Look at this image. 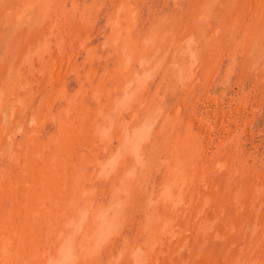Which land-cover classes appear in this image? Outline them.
Listing matches in <instances>:
<instances>
[{
	"label": "rangeland",
	"instance_id": "1",
	"mask_svg": "<svg viewBox=\"0 0 264 264\" xmlns=\"http://www.w3.org/2000/svg\"><path fill=\"white\" fill-rule=\"evenodd\" d=\"M8 1L11 0H0V90L3 89L2 91L6 93L5 95H9V93L12 95L14 91L21 92L23 98L17 103L18 106L15 108L14 114L17 116L21 110L23 113L18 119L15 118L16 116L13 114L14 120L16 119L14 122V125L15 123L16 125L13 129L17 130L18 126L22 127V130L14 135L15 139L12 138L13 141H11L13 143L9 141V139H6L2 145L0 141V144L2 145V147H0V203H3L0 204V210L2 211V213H0V223L2 224L5 222L8 228L5 233H2V229H0V241L2 242L3 239H7L8 237L12 238L13 240L10 239V242L13 243L9 247L13 249H11L12 252H14L13 254L15 255L19 253L18 255H20L23 251V253L26 252L29 256L31 250L33 251L34 246H36L37 241H40L39 245H45L48 244L46 240L49 236L53 240L57 239L54 234L56 233L57 228L64 229L66 216L67 214L69 215V212H66V215H63L61 223L56 224L53 220L51 221L52 226L49 227L53 228L52 231L54 233L52 232L49 234L44 231L46 228L45 226H47L48 223V217L40 212L42 207L39 202L42 200L39 196H36L37 194L40 195V193L41 195L47 194L45 191L48 189H45V184L53 182L55 179L56 182L62 184V187H59L58 189V186H54L56 187L54 189L64 190L65 192L63 194L67 193L69 195V193H71V191H69L70 187H75L77 190L80 189L82 194L83 192L86 193L85 196H82L83 198L80 196V200L82 199V207H86L91 201V203L94 202L93 204L96 208L99 206L106 208L114 203L117 198H122L121 200L123 201V205L127 207L123 212V214L126 213V219H121L120 216L122 214L117 218L119 224V227L117 228L119 232L118 234L116 232L115 242L109 243V245L107 244L109 249L106 247V249H104L106 251H104L100 258H98V256L94 259L92 258V261L94 262L93 264H118V262H120V264H148L149 260L146 256L142 257L139 262H136L138 256L131 255L130 253L134 250V248H132L133 246H136V250H134V252L140 248L143 250L147 248L149 244L147 240L156 228L159 229L160 233L166 232L169 237L182 233L180 228L181 223L174 217L173 210H169V206L167 207L168 204L163 203L164 201L161 200H167V197L159 195L163 192V183L166 182L165 178L167 177V174H169V168H171V166L174 167V163L178 161V168L180 171L177 174L178 176L181 174V176L177 179L179 182V186L177 188L178 194L183 190L182 185L184 182L186 184L190 183V185L193 186L190 187L192 192L196 191L195 187L197 189L202 188L204 190L202 191L203 197L205 201L208 199L207 203L211 204L210 209H212V211H208V215L212 216L210 218H205L206 220L209 219V221L206 222L204 219L206 223L202 221L203 218L200 219L202 216V209H200L199 223H197V225L188 222H185L184 224H190L193 226L201 224L202 228L204 226H208L207 229L210 230L208 225L209 222H213L219 217V215L222 214V217L220 216V219L217 221L218 224L215 223L217 226L212 228L213 230L209 232L210 236L208 240L211 242L209 243L208 251L205 249L203 250L205 247L202 242H193V247H195L192 248L191 251H204L203 254L205 257L201 255L203 258L191 263L264 264V189H262L264 188V10L262 11L259 5H255L257 8L255 7L254 10H257L258 12L260 11L261 14L258 15L257 11L253 13L250 10L243 8L246 6L243 0H52L53 4H50L52 6L48 5V3H46L47 1L43 2L46 10H44V14L39 15V12L41 11H31V9L28 11L34 2L32 0L31 5H29L31 3V1L29 3V0H19L18 4H16L19 9H15L13 13L11 12L12 14L9 13V6L5 7V4ZM228 3L236 6V10L233 5L230 6ZM204 5L206 7L201 8V6L204 7ZM32 6H34V4ZM238 9L239 11H237ZM249 12L252 14H248ZM26 16L28 19H26ZM259 19H261L262 22L257 24V20ZM51 22L53 23L51 24ZM249 25H251V27ZM46 30H51L53 37H55L53 41L50 40V43L48 44L45 40L47 33ZM176 40H178V42ZM189 41L192 43L194 42L192 46H195L197 49L196 53L199 56L198 59H196L197 62L194 58L192 59L188 56L189 52L188 54H183L184 60L183 58L182 60H178V57L174 55V53L178 52L179 48H182V46L184 49L186 46L188 48L190 46ZM52 42L55 43L54 46ZM42 43L48 45L47 54L52 51L50 54H53V58L47 59V54H43L44 52L42 49H44V46H42ZM37 50H40L41 53H38ZM33 55H37L35 59ZM40 55L43 57L42 62L37 63L36 59H38V57L40 58ZM27 56L31 58L33 57L32 60H26ZM121 56L127 58L126 63L121 62ZM177 60L179 61L178 63ZM193 60L195 62H193ZM44 61H46V63ZM122 66H124V68H122ZM187 67H189V73L186 72L185 75L183 69H186ZM18 68H21V71L23 70L25 72V76L13 73V71ZM179 68H181V70ZM42 69H46L48 73L46 71H41ZM145 70H149V82H147L146 87H143L138 91V93L142 95L135 97L137 90L133 85L136 84L137 81L134 83L133 78L136 77L137 74L143 75L142 73L145 72ZM51 71L53 73H51ZM181 72H183V74H181ZM167 73L168 75H166ZM170 73H172L171 76ZM40 76L44 77L42 78ZM51 77L55 79H52ZM86 79L88 80L86 81ZM130 80L133 81L132 84ZM26 81L29 86L27 85L24 88ZM46 88L48 89L46 90ZM57 90L59 91L57 92ZM126 93H133L135 96L130 99V101H133L129 103L130 107L128 106V108L123 109L121 112L123 114H121L120 111H117L119 110V107L117 106V108L115 103L118 99L120 100V98H123ZM113 94L115 96H112ZM46 99L47 101L49 99V102L53 101V103L48 102L50 105H48V103L46 104ZM138 101L142 104L139 105ZM72 102L74 104H72ZM149 102L150 104H148ZM42 103L44 104L42 105ZM100 107L103 110H101ZM115 109L117 110L115 111ZM52 111L54 113H52ZM115 112H118L117 115ZM148 113H153L154 115L153 119L150 121L154 130L150 135L149 140L151 142H144L146 145L142 143V151L145 153L144 157L146 158L145 162L150 164L146 167L150 169L145 168V171L141 173L142 177L140 176L144 180L147 179L146 182L141 184L139 180L136 183H133L135 182V179L128 176L124 169H119L121 172L118 173H120L121 176L114 178L116 180H114L115 185L112 181L106 180L108 179L107 177L104 178L102 176H98L101 171H97L95 168H98L100 163H105L103 165L106 166L108 161L111 162L112 160H109L108 156H110V159H113L112 163L116 162L118 166L121 165L120 162L123 159V157L121 158V152H123L121 143L126 131L124 130L125 126L131 125L134 129L138 126H143L145 124L144 122L147 120ZM64 114L67 117H64ZM48 115L50 116L48 117ZM177 115L179 119L177 118ZM165 116L168 117V119H166ZM216 116L219 117L217 118ZM144 117H146V119ZM112 118L114 121H111ZM32 119L33 121H31ZM192 119V122H196L195 124L191 122ZM195 119H197V121ZM94 120H96L97 125H94ZM57 125L60 126L57 127ZM82 125L83 130H81ZM93 125L94 128L90 127ZM96 126H104L102 128L109 132V134L103 138V142H101L102 140L100 139V136L96 134ZM35 128L37 129L36 131L34 130ZM163 128H166V130ZM115 130L121 135H117ZM166 131L167 133H165ZM25 132L29 133V135ZM171 132L174 133L172 134ZM95 134L97 136H95ZM165 134H167V136ZM26 135L27 137H32L30 143L26 140ZM41 135L43 138L40 139ZM71 135L74 136L71 137ZM178 135H180L179 137L182 139L178 138ZM121 136L122 140L120 138ZM106 139L111 142L106 141ZM34 141H36V145L34 144ZM98 142H101V144ZM40 143L43 145H40ZM147 144H149V146ZM36 148H38V150L39 148H42L40 151H44V154L42 152L40 155H36L37 159L32 161ZM90 149L91 151H89ZM57 151L60 154H58ZM154 151H158V154L156 153L158 156L162 153L160 155L162 157L159 156L161 161L158 159L159 157ZM176 152L178 156L181 153L180 155L182 156V159L180 156V158H178ZM87 153L89 157L87 156ZM130 155L131 154L128 153L126 154V157H129L128 161H131L129 164L133 162V158H131L132 155ZM174 155L176 158H173L175 157ZM21 156H23L22 159H19ZM28 157L30 159H28ZM116 157L118 158V161L115 160ZM70 158L73 161H71ZM100 159H102V161ZM155 159L159 161H156ZM44 160L46 162H44ZM171 160H173L174 163ZM241 163L243 165H241ZM69 166L70 175H66L65 171H67ZM120 167L122 168V165ZM87 168L89 169L90 174L88 170H86ZM59 169H61V172H59L58 175L59 177H54L56 174L55 172ZM77 169L79 171H77ZM158 169L160 170L158 171ZM8 172L9 174H7ZM17 172L19 173L17 174ZM128 172H130V170ZM95 174L98 175L96 176ZM246 177L250 178L251 181L254 180L258 182L259 190H257V192H259H255L253 198L249 199V203H247L249 206L247 209L248 211H242V213L244 212L242 214L236 211L240 209V205L244 202V200L238 199V203L233 199H235V193H238L240 188H242V183L244 184L243 190L245 191L247 187L245 181L246 179L243 178ZM24 178L26 180H24ZM21 179L23 180L21 181ZM125 180H127L126 182H131L124 183ZM204 181L209 182V184L206 182L204 187L200 186ZM78 182H81L80 185ZM2 183L3 185L7 183V185L3 186ZM26 183L27 186L25 185ZM66 183L70 187L66 185ZM248 183L250 184V182ZM253 183L255 184V182ZM77 184L79 186H77ZM105 184L107 185L105 186ZM81 186L82 188H78ZM114 186L115 189L120 186L119 188L121 190L123 189V191H115ZM123 186L126 187V191ZM4 188L6 191H10L6 192ZM21 188L22 191L20 190ZM27 189L28 193L26 192V194L25 191H27ZM86 189L89 190L87 191ZM12 192L13 194H11ZM109 192H112L113 195ZM119 195H121V197ZM205 196H207V198ZM30 197L32 199L34 198L36 201H38L39 198L37 205L35 204L36 201H32ZM152 197H154V202L153 200L151 202L149 200ZM213 198L215 201H213ZM24 199L26 203L24 202ZM129 200L131 201L130 203ZM100 201L103 202L101 203L102 205L100 204ZM155 202H158V204L162 206V209L159 207V210H161H158V212L154 211V206L157 204H155ZM83 203L86 205H83ZM106 204H108V206H104ZM232 204L236 207L234 211L231 208ZM30 205H32V207ZM151 205H153L152 210L149 207ZM259 205L261 207H259ZM212 206L216 209L211 208ZM23 208L25 211L22 210ZM36 209L39 210V215L36 213ZM163 209L165 210L163 211ZM34 213L39 217L34 220L30 219L32 220L33 230L28 233H23L24 231L19 228V232L14 233V225L22 226L26 220L25 218L31 217ZM256 213L258 215H256ZM155 214L157 215L155 216ZM238 214L239 216H237ZM217 215L218 217H216ZM23 216L24 218H22ZM167 216L170 218L169 221L172 220L173 223L172 221L165 223L164 221L157 219L159 217L166 218ZM133 219L135 221H133ZM156 222L157 224H155ZM167 224L171 226H168ZM162 225L166 226L163 227ZM173 226L175 229L171 228ZM41 227L44 229L39 230L42 229ZM199 227L200 225L198 228ZM165 229L167 231H165ZM200 231V234L207 232L204 229H201ZM19 233L20 236L18 235ZM251 234L253 237H251ZM37 235H39V238ZM189 237L194 238L199 236L197 234H194L193 236L192 234H188V238ZM220 237L222 238L221 240L219 239ZM52 239H50V243L53 242ZM124 240L127 242H123ZM149 242L151 243V241ZM113 244H115L113 248L114 252L112 251ZM28 245H30V248L26 247ZM77 246L79 247L80 244H77ZM118 253L119 255H117ZM196 253L199 252L197 251ZM196 258L197 257H195V259ZM183 259L184 258L181 257L179 261L181 262ZM128 260L132 262L128 263ZM165 260L166 262L168 261L167 258H165ZM180 262H177L176 264H179Z\"/></svg>",
	"mask_w": 264,
	"mask_h": 264
},
{
	"label": "bare ground",
	"instance_id": "2",
	"mask_svg": "<svg viewBox=\"0 0 264 264\" xmlns=\"http://www.w3.org/2000/svg\"><path fill=\"white\" fill-rule=\"evenodd\" d=\"M30 1L31 0H29V3H30ZM32 1H34L33 2V4H34V6H32L33 4H32ZM31 1V3L29 4V5H31V7L28 9V11L31 9V11L32 10H34V11H41V12H39V15L40 14H44V10H46L45 9V6H44V3L43 2H46V3H48V5H50L51 3H52V0H43V1H41V0H32ZM198 1V0H197ZM201 1V0H200ZM244 2H245V4H246V6L245 7H243V8H246V9H248V10H250L251 12H256L257 10H254L255 9V5H259L260 7H261V9H262V11L264 10V0H243ZM2 2V1H1ZM18 2H19V0H11V1H8L6 4H5V7H7V6H9L8 7V9H9V13H13L14 11H15V9H19V7H17V5L16 4H18ZM21 2V1H20ZM27 2V1H26ZM194 2V1H193ZM205 3V2H204ZM214 3V2H213ZM2 4V3H1ZM20 4V3H19ZM53 4V3H52ZM200 4V3H199ZM47 5V6H48ZM192 5V4H191ZM227 5V4H226ZM228 5H230V6H232L233 4H229L228 3ZM227 5V6H228ZM27 6V5H26ZM50 6H52V5H50ZM123 6V5H122ZM21 7V6H20ZM28 7V6H27ZM121 7V6H120ZM206 6L204 5V7H202L201 6V8H205ZM233 7H234V9L236 10V6H234L233 5ZM4 8V7H3ZM33 8V9H32ZM257 8V7H256ZM21 9V8H20ZM50 9H52V8H50ZM120 9H122V8H120ZM209 9H210V7H209ZM232 9V8H231ZM6 10V9H5ZM25 10V9H24ZM123 10V9H122ZM202 10V9H201ZM205 11H206V9H205ZM237 11H239V9L237 10ZM21 12V11H20ZM50 12V11H49ZM245 12V11H244ZM11 13V14H12ZM26 13V12H25ZM247 13V12H246ZM257 13H258V15L259 14H261V12L259 11H257ZM24 14V13H23ZM48 14V13H47ZM238 14V13H237ZM248 14H250V12L248 13ZM252 14V13H251ZM250 14V15H251ZM256 14V13H255ZM9 15V14H8ZM24 15H26V14H24ZM27 15H28V13H27ZM31 15V14H30ZM29 15V16H30ZM238 15H240V14H238ZM242 15H243V11H242ZM263 15H264V13H263ZM262 15V16H263ZM49 16V15H48ZM117 17V16H116ZM261 17V16H260ZM264 17V16H263ZM118 18V17H117ZM26 19H28L27 18V16H26ZM189 19V18H188ZM187 19V20H188ZM42 20V19H41ZM43 20H44V18H43ZM60 20V19H59ZM264 20V19H263ZM13 21V20H12ZM23 21V20H22ZM37 21V20H36ZM39 21V20H38ZM55 21V20H54ZM248 21V20H247ZM258 21V23L257 24H259V23H261L262 21H261V19H259V20H257ZM29 22V21H28ZM27 22V23H28ZM42 22V21H41ZM186 22V21H185ZM23 23V22H22ZM30 23V22H29ZM32 23V22H31ZM53 22H51V24H52ZM184 23V22H183ZM251 23H253V22H251ZM18 24V23H17ZM26 24V23H25ZM43 24H45V23H43ZM249 24V23H248ZM263 24V23H262ZM261 24V25H262ZM54 25H55V23H54ZM189 25V24H188ZM252 25V24H251ZM251 25H249L250 27H251ZM254 25V24H253ZM48 26V25H47ZM49 27V26H48ZM50 27H52V26H50ZM57 27V26H56ZM120 27V26H119ZM240 27V26H239ZM28 28V27H27ZM249 28V27H248ZM46 29V28H45ZM49 29V28H48ZM47 29V30H48ZM53 29V28H52ZM46 30V38H45V40H46V43L48 44V43H50V40H52L53 41V39L55 38V37H53V33H51V30L50 31H47ZM58 30V29H57ZM174 30V29H173ZM55 32V31H54ZM59 32V31H58ZM172 32V31H171ZM254 35H255V33H254ZM61 36V35H60ZM178 36V35H177ZM63 37V36H62ZM118 37V36H117ZM255 37H256V35H255ZM177 38V37H176ZM191 38V37H190ZM251 38V37H250ZM189 39V38H188ZM192 39V38H191ZM191 39H190V41H191ZM167 40V39H166ZM179 40V39H178ZM178 40H176L177 42H178ZM180 41V40H179ZM189 41V44H190V46L187 48V46H186V48L184 49V47L182 46V48H179V53L178 52H176V53H174V55L176 56V57H178V60H182V58H183V54L185 55V54H188V52H189V54H188V56H190L192 59L194 58V60L196 61V59H198V54L196 53L197 52V49H196V47L195 46H192L193 45V43L192 42H190ZM181 42V41H180ZM53 43V42H52ZM47 44H43L42 43V46H44V49H42V51L44 52L43 54H47L48 53V45ZM54 44L55 43H53V46H54ZM124 45V44H123ZM122 45V46H123ZM179 45H182V44H179ZM196 45V44H195ZM52 46V45H51ZM58 46V45H57ZM41 47V46H40ZM29 48V47H28ZM42 48V47H41ZM54 48V47H53ZM55 50V49H54ZM189 50V51H188ZM35 51V50H34ZM187 51V52H186ZM26 52V51H25ZM37 52L38 53H41L40 52V50L38 51L37 50ZM52 51H50V53H51ZM56 52V51H55ZM47 54V59L48 58H53L52 57V55L53 54ZM104 53V52H103ZM182 53V54H181ZM122 54V53H121ZM125 54V53H124ZM39 55V54H38ZM178 55V56H177ZM15 56V55H14ZM34 56V59H35V57L37 56V55H33ZM71 57V56H70ZM122 57V56H121ZM120 57V58H121ZM190 57H189V59H190ZM33 58V57H32ZM32 58L31 57H29V56H27L26 57V60H29V61H31L32 60ZM56 58H59V57H56ZM6 59H8V58H6ZM13 59V58H12ZM42 59H43V57L40 55V58L38 57V59H36V62L37 63H39V62H42ZM127 58L126 57H122L121 58V62H123V63H126L127 62V60H126ZM18 60V59H17ZM46 60V59H45ZM177 60V63L179 62ZM183 60H184V58H183ZM193 60V62H195ZM176 61V60H175ZM9 62V61H8ZM16 62V61H15ZM45 63H46V61H44ZM197 62V61H196ZM180 64V63H179ZM125 65V64H124ZM190 65V64H189ZM188 65V66H189ZM26 66V65H25ZM35 67V66H34ZM39 67V66H38ZM148 67V66H147ZM22 68H23V66H22ZM43 68V67H42ZM48 68V67H47ZM122 68H124V66H122ZM34 69H36V68H34ZM49 69H52V68H49ZM127 69V68H126ZM150 69V68H149ZM152 69V68H151ZM180 70H181V68H179ZM14 70V69H13ZM57 70V69H56ZM74 70V69H73ZM184 70V73H185V75H186V72H188V70H189V67H187L186 69H183ZM192 70V69H191ZM17 71V72H16ZM23 71V70H22ZM21 71V68L19 69H17V70H14L13 71V73L14 74H21L22 76L24 75L25 76V72L23 71L22 72ZM41 71H46V69L44 70V69H42ZM120 71V70H119ZM171 71V70H170ZM12 72V71H11ZM27 72V71H26ZM47 72V71H46ZM88 72V71H87ZM127 72V71H126ZM148 72H149V70H145V72H143L142 74L143 75H139V74H137V76L136 77H134L133 78V81H134V83H135V81H137V83L136 84H134L133 86H135V89L137 90V92H136V96L132 93V94H128V93H126V95H124V97L123 98H120V100L118 99L117 101H116V107L119 109V110H117V109H115V111L117 110V111H120V113L122 112V110L123 109H126V108H128V106L130 105L129 103L132 101H130V99L132 98V97H139V93H138V91L140 90V89H142L143 87H146V84H147V82H149V79H150V75L148 74ZM38 73V72H37ZM48 73V72H47ZM51 73H53L52 71H51ZM139 73V72H138ZM189 73V72H188ZM187 73V74H188ZM27 74V73H26ZM46 74V73H45ZM76 74V73H75ZM171 74L172 73H170V76H171ZM181 74H183V72H181ZM180 74V75H181ZM20 75V76H21ZM78 75V74H77ZM117 75V74H116ZM166 75H168V73L166 74ZM178 75V74H177ZM193 75V74H192ZM15 76V75H14ZM76 76V75H75ZM188 76H189V74H188ZM187 76V77H188ZM8 77V76H7ZM40 77H42V76H40ZM44 77V76H43ZM42 77V78H43ZM49 77V76H48ZM89 77H90V75H89ZM123 77V76H122ZM192 77V76H191ZM26 78V77H25ZM52 79H55V78H53V77H51ZM87 78V77H86ZM127 78V77H126ZM179 78V77H178ZM184 78V77H183ZM23 79V78H22ZM179 79H181V78H179ZM178 79V80H179ZM187 79V78H186ZM49 80V79H48ZM61 80V79H60ZM59 80V81H60ZM88 79H86V81H87ZM126 80V79H125ZM184 80V79H183ZM37 81V80H36ZM54 81V80H53ZM64 81V80H63ZM91 81V80H90ZM131 81V80H130ZM133 81H131V84H132V82ZM171 81V80H170ZM177 81V80H176ZM9 82H10V80H9ZM19 82V81H18ZM42 82V81H41ZM50 82V81H49ZM4 83H5V81H4ZM59 83V82H58ZM91 83V82H90ZM191 83H193V82H191ZM6 85H8V84H6ZM25 86H24V88L28 85L27 84V81H26V84H24ZM59 85V84H58ZM114 85V84H113ZM124 85H126V84H124ZM29 86V85H28ZM44 86V85H43ZM132 86V87H133ZM14 87V86H13ZM50 87H51V85H50ZM126 87V86H125ZM129 87V86H128ZM127 87V88H128ZM2 88V87H1ZM4 88V87H3ZM23 88V87H22ZM23 88V89H24ZM49 88V87H48ZM48 88H46V90L48 89ZM63 88V87H62ZM134 88V87H133ZM65 89V88H64ZM150 89V88H149ZM3 90V89H2ZM2 90H0V91H2ZM35 90V89H34ZM93 90V89H92ZM113 90V89H112ZM132 90V89H131ZM134 90V89H133ZM135 90V91H136ZM25 91V90H24ZM23 91V92H24ZM59 90H57V92H58ZM111 91V90H110ZM113 91H115V90H113ZM29 92V91H28ZM54 92V91H53ZM64 92V91H63ZM102 92V91H101ZM9 93V92H8ZM68 93V92H67ZM112 93V92H111ZM110 93V94H111ZM120 93V92H119ZM130 93V92H129ZM159 93V92H158ZM6 93L5 92H0V141H1V144L3 145V142L6 140V139H9V141H13V139H15L14 138V135H16L20 130H22V127L21 126H18V128H17V130H14L13 128L15 127V125H16V123H15V125H14V122H15V120H14V111H15V108L18 106L17 105V103L18 102H20L21 100H22V94H21V92H18V91H14L13 92V94L12 95H10V93H9V95H5ZM32 94V93H31ZM35 94H37V93H35ZM59 94V93H58ZM64 94H66V93H64ZM64 94H63V97H64ZM95 94V93H94ZM121 94V93H120ZM119 94V95H120ZM152 94V93H151ZM30 95V94H29ZM142 95V94H141ZM140 95V96H141ZM206 95V94H205ZM33 96V95H32ZM50 96H52V95H50ZM55 96V95H54ZM95 96V95H94ZM112 96H115L114 94L112 95ZM53 97V96H52ZM56 97V96H55ZM54 97V98H55ZM104 97V96H103ZM147 97V96H146ZM65 98H66V96H65ZM64 98V99H65ZM165 98V97H164ZM42 99V98H41ZM63 99V98H62ZM70 99V98H69ZM93 99V98H92ZM106 99V98H105ZM109 99V98H108ZM113 99V98H112ZM20 100V101H19ZM43 100V99H42ZM50 100H53V99H50ZM67 100V99H66ZM65 100V101H66ZM73 100V99H72ZM75 100V99H74ZM103 100V99H102ZM46 101H47V99H46ZM107 101V100H106ZM147 101V100H146ZM149 101V100H148ZM257 101V100H256ZM16 102V103H15ZM44 102V101H43ZM49 102V99H48V101L46 102V104ZM76 102V101H75ZM100 102V101H99ZM108 102H110V101H108ZM112 102V101H111ZM133 102V101H132ZM14 103H15V105H14ZM49 103H53V101L52 102H49ZM48 103V105H50ZM138 103H139V105H141L142 103L140 102V101H138ZM44 103H42V105H43ZM72 104H74L73 102H72ZM71 104V105H72ZM76 104V103H75ZM85 104V103H84ZM103 104H105V103H103ZM148 104H150V102L148 103ZM106 105V104H105ZM21 107H23V106H21ZM51 107V106H50ZM49 107V108H50ZM89 107V106H88ZM88 107H86V108H88ZM130 107V106H129ZM149 107V106H148ZM148 107H146V108H148ZM27 108V107H26ZM69 108V107H68ZM80 108V107H79ZM78 108V109H79ZM132 108V107H131ZM19 109V108H18ZM17 109V110H18ZM45 109V108H44ZM77 109V108H76ZM100 109H101V107H100ZM108 109H109V106H108ZM158 109V108H157ZM39 110V109H38ZM84 110V109H83ZM101 110H103V109H101ZM149 110V109H148ZM151 110V109H150ZM215 110V109H214ZM218 110V109H217ZM216 110V111H217ZM92 111V110H91ZM108 111V110H107ZM110 111V110H109ZM114 111V110H113ZM159 111V110H158ZM199 111V110H198ZM80 112V111H79ZM105 112V111H104ZM144 112V111H143ZM168 112V111H167ZM172 112V111H171ZM22 113H23V111L21 110L20 111V113H18V117L16 116L15 118H19L20 116H22ZM52 113H54L53 111H52ZM106 113V112H105ZM116 113V112H115ZM118 113V112H117ZM117 113H116V115H117ZM119 113V114H120ZM219 113V112H218ZM14 114V115H13ZM46 114V113H45ZM72 114V113H71ZM121 114H123V113H121ZM135 114V113H134ZM174 114V113H173ZM215 114V113H214ZM217 114V113H216ZM69 115V114H68ZM112 115V114H111ZM115 115V114H114ZM170 115V114H169ZM179 115V114H178ZM178 115H177V118H178ZM220 115V114H219ZM7 116V117H6ZM23 116H24V114H23ZM50 115H48V117H49ZM57 116V115H56ZM66 115L64 114V117H65ZM84 116V115H83ZM82 116V117H83ZM119 116V115H118ZM146 116V115H145ZM153 113H148V117H147V120L144 122L145 124L143 125V126H138V127H136V129H134V127H132L131 125H129V126H125V128H124V130H126L125 131V133H124V137H123V140H122V136H123V134H122V136L120 137L121 138V140H122V143H121V145H122V147H123V152H121L122 154H121V158L123 157V159H122V161L120 162V164L122 165V168L120 167L121 165H117V163L116 162H113L112 163V161H113V159H110V156H108L109 157V160H112L111 162L110 161H108V165L106 164V166H104L103 164H105V163H100V166L98 167V168H95V170H99V171H101L100 173H99V175L98 176H102V177H104V178H108V179H106V180H108V181H112V183L115 185V182H114V178H118V177H120L121 176V174L120 173H118V172H121L119 169H124V171L127 173V175L128 176H131L133 179H135V182H133V183H136L137 181H139L140 180V182H141V184H143L144 182H146V180H144V179H142L141 177V173L142 172H144L145 171V168L146 167H148L150 164L149 163H147V162H145L146 160V158L144 157V152L142 151V143L143 144H145V143H148V142H151L149 139H150V135L152 134V132H153V125L151 124V119H153ZM163 116V115H162ZM34 117V116H33ZM39 117V116H38ZM52 117V116H51ZM59 117V116H58ZM67 117V116H66ZM91 117V116H90ZM166 117V116H165ZM176 117V116H175ZM182 117V116H181ZM189 117V116H188ZM217 117V116H216ZM219 117V116H218ZM217 117V118H218ZM54 118V117H53ZM61 118V117H60ZM108 118V117H107ZM145 119H146V117H144ZM176 118V119H177ZM211 118V117H210ZM42 119V118H41ZM59 119V118H58ZM64 119V118H63ZM66 119H68V118H66ZM74 119H76V118H74ZM85 119V118H84ZM96 119V118H95ZM117 119V118H116ZM115 119V120H116ZM119 119H120V117H119ZM119 119H118V121H119ZM122 119V118H121ZM136 119V118H135ZM166 119H168V117H166ZM173 119V118H172ZM179 119V118H178ZM177 119V120H178ZM39 120V119H38ZM61 120V119H60ZM59 120V121H60ZM79 120V119H78ZM89 120V119H88ZM87 120V121H88ZM98 120V119H97ZM104 120H106V119H104ZM125 120H126V118H125ZM128 120V119H127ZM143 120V119H142ZM154 120H155V118H154ZM153 120V121H154ZM181 120V119H180ZM179 120V121H180ZM196 121H197V119H195ZM31 121H33V119L31 120ZM41 121V120H40ZM65 121V120H64ZM68 121V120H67ZM70 121H73V120H70ZM76 121V120H75ZM74 121V122H75ZM81 121H84V120H81ZM86 121V122H87ZM95 121V123H94V125H97V122H96V120H94ZM111 121H114V119L112 118V120ZM138 121V120H137ZM140 121V120H139ZM152 121V122H153ZM193 121V119L191 120V122ZM74 122H73V124H74ZM124 122V121H123ZM150 122V123H149ZM155 122V121H154ZM165 122V121H164ZM163 122V123H164ZM172 122V121H171ZM19 123V122H18ZM37 123V122H36ZM61 123H62V121H61ZM67 123V122H66ZM80 123V122H79ZM90 123V122H89ZM192 123H194V122H192ZM191 123V124H192ZM196 123V122H195ZM194 123V124H195ZM34 124H35V122H34ZM83 124V123H82ZM109 124V123H108ZM116 124V123H115ZM135 124V123H134ZM173 124H174V122H173ZM19 125V124H18ZM39 125V124H38ZM38 125H37V127H38ZM70 125V124H69ZM85 125H86V123H85ZM84 125V126H85ZM94 125L93 126H90V127H92V128H94ZM109 125H111V124H109ZM114 125V124H113ZM133 125V124H132ZM171 125V124H170ZM176 125H179V124H176ZM36 126V125H35ZM40 126V125H39ZM58 126H60V125H57V127ZM63 126V125H62ZM88 126V125H87ZM112 126V125H111ZM118 126V125H117ZM116 126V127H117ZM137 126V125H136ZM187 126H189V125H187ZM33 127V126H32ZM71 127V126H70ZM102 127H104V126H96V129H95V131H96V134H98V136H100V139L102 140L101 142H103V138H105L106 137V135L107 134H109V132L107 131V130H105V129H103ZM119 127V126H118ZM117 127V128H118ZM178 127V126H177ZM180 127V126H179ZM77 128V127H76ZM154 128H156V127H154ZM167 128V127H166ZM166 128L164 129V130H166ZM33 129V128H32ZM64 129H65V127H64ZM86 129V128H85ZM172 129V128H171ZM174 129V128H173ZM180 129V128H179ZM190 129V128H189ZM14 130V131H13ZM35 131L37 130L36 128L34 129ZM78 130V129H77ZM81 130H83V125H82V129ZM123 130V131H124ZM181 130V129H180ZM197 130V129H196ZM73 131H74V129H73ZM111 131V130H110ZM116 131V130H115ZM173 131V130H172ZM32 132H33V130H32ZM75 132V131H74ZM91 132H92V130H91ZM94 132V131H93ZM122 132V131H121ZM120 132V133H121ZM155 132V131H154ZM161 132V131H160ZM175 132V131H174ZM173 132V133H174ZM185 132V131H184ZM190 132V131H189ZM26 133V132H25ZM38 133H39V130H38ZM64 133V132H63ZM78 133H80V132H78ZM112 133V132H111ZM159 133V132H158ZM165 133H167V131L165 132ZM172 133V132H171ZM172 133V134H173ZM196 133V132H195ZM194 133V134H195ZM27 135H29V133H26ZM95 134V136H97ZM116 134L117 135H121V134H118V132L116 131ZM192 134V133H191ZM23 135V134H22ZM27 135H26V137H27ZM60 135V134H59ZM91 135H92V133H91ZM158 135V134H157ZM166 136H167V134H165ZM182 135H184V134H182ZM186 135V134H185ZM72 136H74V135H71V137ZM113 136V135H112ZM166 136H165V138H166ZM180 135H178V138H180L179 137ZM16 137V136H15ZM54 137V136H53ZM75 137H76V135H75ZM82 137V136H81ZM115 137V136H114ZM153 137V136H152ZM170 137H172V136H170ZM187 137V136H186ZM185 137V138H186ZM191 137V136H190ZM197 137V136H196ZM13 138V139H12ZM31 138L32 137H27V139L26 140H28L29 141V143H30V141H31ZM34 138V137H33ZM41 138H43L42 137V135H41V137H40V139ZM62 138V137H61ZM60 138V139H61ZM154 138V137H153ZM189 138V137H188ZM24 139V138H23ZM180 139H182V138H180ZM179 139V140H180ZM53 140H55V139H53ZM65 140H67V139H65ZM74 140H75V138H74ZM77 140V139H76ZM81 140V139H80ZM112 140V139H111ZM185 140V139H184ZM188 140V139H187ZM192 140V139H191ZM11 141V142H12ZM40 141V140H39ZM68 141V140H67ZM82 141V140H81ZM105 141V140H104ZM106 141H108L107 139H106ZM110 141V140H109ZM108 141V142H109ZM158 141V140H157ZM165 141H167V140H165ZM182 141V140H181ZM24 142V141H23ZM36 141H34V144L36 145V143H35ZM50 142V141H49ZM52 142V141H51ZM95 142V141H94ZM101 142H98V143H100L101 144ZM107 142V143H108ZM111 142V141H110ZM145 142V143H144ZM13 143V142H12ZM77 143V142H76ZM96 143V142H95ZM166 143V142H165ZM176 143V142H175ZM183 143V142H182ZM196 143V142H195ZM0 144V147H2V145ZM24 144H26V143H24ZM55 144V143H54ZM62 144V143H61ZM112 144V143H111ZM156 144V143H155ZM169 144V143H168ZM192 144V143H191ZM9 145V144H8ZM14 145V144H13ZM16 145V144H15ZM40 145H43V144H41L40 143ZM92 145V144H91ZM146 145V144H145ZM148 146H149V144H147ZM176 145V144H175ZM183 145V144H182ZM6 146H7V144H6ZM24 146V145H23ZM70 146V145H69ZM68 146V147H69ZM108 146H110V145H108ZM151 146V145H150ZM160 146V145H159ZM172 146H173V144H172ZM180 146V145H179ZM190 146V145H189ZM192 146V145H191ZM202 146H203V144H202ZM18 147V146H17ZM16 147V148H17ZM26 147H27V145H26ZM50 147V146H49ZM63 147V146H62ZM73 147V146H72ZM97 147V146H96ZM103 147V146H102ZM112 147V146H111ZM116 147V146H115ZM167 147V146H166ZM208 147V146H207ZM9 148H11V147H9ZM46 148V147H45ZM51 148V147H50ZM99 148H101V147H99ZM113 148V147H112ZM153 148V147H152ZM158 148V147H157ZM171 148V147H170ZM180 148V147H179ZM185 148V147H184ZM201 148V147H200ZM2 149V148H1ZM32 149H33V147H32ZM40 149H42V148H39V150H38V148H36L35 149V153L33 154V157H32V161L34 160H36L37 158H36V155H40L42 152H43V154H44V151H40ZM55 149V148H54ZM57 149V148H56ZM108 149V148H107ZM118 149V148H117ZM140 149H141V151H140ZM154 149V148H153ZM156 149V148H155ZM165 149H168V148H165ZM189 149V148H188ZM13 150V149H12ZM11 150V151H12ZM26 150H27V148H26ZM74 150V149H73ZM80 150V149H79ZM83 150V149H82ZM116 150V149H115ZM152 150V149H151ZM162 150V149H161ZM174 150V149H173ZM190 150V149H189ZM188 150V151H189ZM89 151H91V149L89 150ZM104 151V150H103ZM111 151H113V150H111ZM122 151V150H121ZM169 151V150H168ZM187 151V152H188ZM51 152V151H50ZM72 152V151H71ZM82 152V151H81ZM118 152V151H117ZM151 152V151H150ZM155 152V151H154ZM158 152V151H157ZM157 152H155V154L157 153ZM161 152V151H160ZM173 152V151H172ZM191 152H192V148H191ZM54 153V152H53ZM57 153H58V151H57ZM74 153V152H73ZM90 153V152H89ZM131 154L130 156H131V158H133L132 160H133V162L131 163V164H129L131 161H128V158L126 157V154ZM170 153V152H169ZM58 154H60V153H58ZM64 154V153H63ZM75 154H77V153H75ZM107 154V153H106ZM105 154V155H106ZM150 154V153H149ZM158 154V153H157ZM156 154V155H157ZM162 154V153H161ZM160 154V155H161ZM181 154V153H180ZM179 154V156L181 157V159H182V156ZM56 155V154H55ZM68 155V154H67ZM86 155V154H85ZM108 155V154H107ZM113 155H114V153H113ZM125 155V156H124ZM159 155V156H160ZM176 155L178 156V154H177V152H176ZM191 155H193V154H191ZM42 156V155H41ZM50 156V155H49ZM48 156V157H49ZM54 156V155H53ZM87 156H88V153H87ZM90 156H92V155H90ZM118 156V155H117ZM129 156V155H128ZM152 156V155H151ZM158 156V155H157ZM158 156V157H159ZM175 156V155H174ZM178 156V158H180ZM195 156V155H194ZM198 156V155H197ZM206 156V155H205ZM22 157L23 156H21V158H19V159H22ZM43 157H45V156H43ZM47 157V156H46ZM89 157V156H88ZM107 157V158H108ZM153 157V156H152ZM155 157V156H154ZM160 157H162V156H160ZM158 158L159 160L161 159V158ZM164 157V156H163ZM213 157V156H212ZM241 157H243V156H241ZM16 158V157H15ZM51 158V157H50ZM55 158V157H54ZM81 158V157H80ZM96 158V157H95ZM99 158V157H98ZM172 158V157H171ZM173 158H176V156L175 157H173ZM177 158V159H178ZM193 158V157H192ZM214 158V157H213ZM17 159V158H16ZM28 159H30L29 157H28ZM45 159V158H44ZM48 159V158H47ZM71 159V158H70ZM152 159V158H151ZM197 159V158H196ZM212 159V158H211ZM216 159V158H215ZM220 159H222V158H220ZM41 160V159H40ZM56 160V159H55ZM101 161H102V159H100ZM105 160V159H104ZM115 160H117L118 161V158L116 157V159ZM121 160V159H120ZM156 160V159H155ZM159 160H156V161H159ZM185 160H186V158H185ZM71 161H73L72 159H71ZM81 161V160H80ZM83 161H86V160H83ZM89 161V160H88ZM161 161V160H160ZM173 163H174V161L173 160H171ZM187 161V160H186ZM196 161H198V160H196ZM27 162V161H26ZM29 162H30V160H29ZM44 162H46L45 160H44ZM98 162H100V161H98ZM165 162H167V161H165ZM184 162V161H183ZM189 162V161H188ZM32 163V162H31ZM40 163H43V162H40ZM48 163H50V162H48ZM47 163V164H48ZM51 163H52V161H51ZM61 163V162H60ZM75 163V162H74ZM91 163V162H90ZM152 163V162H151ZM159 163V162H158ZM23 164V163H22ZM62 164V163H61ZM89 164V163H88ZM161 164V163H160ZM166 164H168V163H166ZM175 164V166L174 167H172L171 166V168H169V174H167V177L165 178V180H166V182H164L163 184H164V189H162L163 190V192H162V190H161V192H162V194H159L158 192V194L159 195H164L165 197H167L166 199L167 200H165V199H161L162 201H164L163 203H166V204H168L167 205V207L169 206V210H173V212H174V217L176 218V220L177 221H179L180 223H181V226H180V228H181V230H182V233H179L178 235L176 234L175 236L174 235H172V236H168V234L166 233V232H161L160 233V231H159V229H157L155 226V228H156V230L153 232V234L149 237V239L147 240L148 241V247L147 248H145V249H147V250H143V249H138L137 251H135L134 252V250H136V246L134 247H132V248H134V250H133V252H130V250H129V252L131 253V255H134V256H138V258L136 259V262H139L140 261V259L142 258V257H144V256H146L147 258H148V264H176L177 262H180L179 260H180V258L181 257H183L184 259L183 260H181V262L179 263V264H192L191 262H193V261H198L199 259H201V258H203L202 256H204V251H199V250H197L199 253H196V252H192L191 250H192V248H194L193 247V242L194 241H196V242H198L199 241V243H201L202 242V244H204L203 246L205 247V248H203V250L205 249L206 251H208V248H209V243L211 242V241H209L208 239H209V236H210V231L211 230H213L212 228H214V227H216L217 225L215 224V223H217V221H218V219H220V216L222 217V214L221 215H219V217H218V215L216 216V217H218V218H216L213 222H209V228H210V230L209 229H207L208 228V226H204L203 228H202V225L201 224H198V226L200 225V229L198 228V226H196L197 225V223H199L198 221H199V214H200V209H202L201 210V218L200 219H202V221L203 222H205V218H210L211 216L210 215H208V211H212V209H210V206H211V204H208L207 203V200L205 201V199H204V197H203V193H202V191H204L202 188H196L195 187V190L198 192H196V191H194V192H192V190H190L191 188L190 187H193V186H191L190 185V183L189 184H186L185 182H184V184L182 185V191H181V193H179L178 194V184H179V182L177 181V179H178V177H180L181 176V174H179L180 176H178V172L180 171L179 170V168H178V164H179V162L177 161L176 163H174ZM190 164V163H189ZM199 164V163H198ZM204 164H205V162H204ZM219 164V163H218ZM224 164V163H223ZM38 165V164H37ZM91 165V164H90ZM169 165V164H168ZM177 165V166H176ZM181 165V164H180ZM241 165H243L242 163H241ZM255 165V164H254ZM9 166V165H8ZM35 166V165H34ZM41 166V165H40ZM48 166V165H47ZM62 166H65V165H62ZM158 166V165H157ZM238 166V165H237ZM256 166V165H255ZM29 167V166H28ZM37 167H39V166H37ZM49 167V166H48ZM55 167V166H54ZM80 167V166H79ZM83 167H85V166H83ZM162 167V166H161ZM193 167V166H192ZM221 167V166H220ZM230 167V166H229ZM257 167V166H256ZM9 168V167H8ZM11 168V167H10ZM50 168V167H49ZM153 168V167H152ZM183 168V167H182ZM185 168V167H184ZM188 168H190V167H188ZM244 168V167H243ZM30 169V168H29ZM79 169V168H78ZM77 169V171H79ZM146 169H150V168H146ZM237 169V168H236ZM2 170H4V169H2ZM53 170V169H52ZM51 170V171H52ZM85 170V169H84ZM86 170H88V172H89V169L87 168ZM85 170V171H86ZM130 170V172H128ZM160 169H158V171H159ZM165 170V169H164ZM219 170V169H218ZM253 170V169H252ZM12 171V170H11ZM10 171V172H11ZM29 171V170H28ZM34 171V170H33ZM32 171V172H33ZM38 171V170H37ZM50 171V170H49ZM149 171V170H148ZM161 171H162V169H161ZM217 171V170H216ZM215 171V172H216ZM244 171V170H243ZM7 172V171H6ZM23 172V171H22ZM21 172V173H22ZM41 172V171H40ZM59 172H61V169H59V170H57V172H55L56 174L54 175V177H57L58 175H59ZM66 172V175H70V166H69V168H67V171H65ZM115 172V173H114ZM154 172V171H153ZM187 172V171H186ZM260 172V171H259ZM5 173V172H4ZM3 173V174H4ZM12 173H13V171H12ZM11 173V174H12ZM19 172H17V174H18ZM30 173V172H29ZM1 174V173H0ZM7 174H9V172L7 173ZM32 174V173H31ZM89 174H90V172H89ZM155 174V173H154ZM162 174H163V171H162ZM185 174V173H184ZM215 174V173H214ZM245 174V173H244ZM14 175V174H13ZM23 175V174H22ZM35 175H36V173H35ZM34 175V176H35ZM81 175V174H80ZM96 175V174H95ZM96 175V176H97ZM143 175V174H142ZM175 175H176V177H175ZM262 175V174H261ZM25 176V175H24ZM39 176V175H38ZM44 176V175H43ZM53 176V175H52ZM141 176V177H140ZM149 176V175H148ZM183 176V175H182ZM189 176V175H188ZM235 176H237V175H235ZM263 176V175H262ZM261 176V177H262ZM1 177V176H0ZM22 177V176H21ZM28 177V176H27ZM59 177V176H58ZM173 177H175V178H173ZM184 177V176H183ZM182 177V178H183ZM186 177H187V174H186ZM192 177H193V175H192ZM200 177V176H199ZM234 177V176H233ZM241 177V176H240ZM32 178V177H31ZM80 178H82V177H80ZM146 178V177H145ZM190 178V177H189ZM188 178V179H189ZM195 178V177H194ZM210 178V177H209ZM214 178V177H213ZM11 179V178H10ZM18 179V178H17ZM30 179V178H29ZM46 179H47V177H46ZM59 179V178H58ZM89 179H90V175H89ZM127 179V178H126ZM191 179V178H190ZM203 179V178H202ZM205 179H206V177H205ZM243 179H246L245 181H246V189H245V191L243 190V188H244V184L242 183V188H240V190L238 191V193H235V199H233V196H232V199L233 200H236L238 203H239V200L238 199H241V200H244V202L240 205V211L238 210V211H236V212H238V213H242V211H246L248 208H249V206L247 205V203H249L248 201H249V199H252L253 198V195L255 194V192H257V190H259L258 189V182H256V181H254V180H250V178H243ZM262 179V178H261ZM12 180H13V177H12ZM23 179H21V181H22ZM24 180H26L25 178H24ZM36 180V179H35ZM61 180V179H60ZM95 180V179H94ZM100 180V179H99ZM117 180H120V179H117ZM121 180H123V179H121ZM156 180V179H155ZM207 180V179H206ZM260 180V179H259ZM263 180H264V178H263ZM15 181V180H14ZM27 181H28V179H27ZM37 181V180H36ZM59 181V180H58ZM91 181V180H90ZM89 181V182H90ZM116 181V180H115ZM127 180H125V182L124 183H129V182H131V181H129V182H126ZM161 181V180H160ZM189 181H191V180H189ZM202 181V180H201ZM6 182H7V180H6ZM9 182H10V180H9ZM16 182V181H15ZM15 182H13V183H15ZM20 182V181H19ZM43 182V181H42ZM96 182H98V181H96ZM95 182V183H96ZM154 182V181H153ZM206 182L207 181H204V182H202V184L200 185V186H202V187H204L205 185H206ZM211 182V181H210ZM248 182H250V184L248 183ZM253 182H255V184L253 183ZM5 183V182H4ZM18 183V182H17ZM16 183V184H17ZM23 183V182H22ZM31 183V182H30ZM39 183V182H38ZM54 183V184H53ZM64 183V182H63ZM79 183V185H80V183L81 182H78ZM245 183V182H244ZM10 184V183H9ZM40 184V183H39ZM45 184V183H44ZM84 184V183H83ZM103 184V183H102ZM117 184V183H116ZM120 184V183H119ZM140 184V183H139ZM207 184H209V182H207ZM224 184V183H223ZM248 184V185H247ZM2 185H3V183H2ZM5 185H7V183L5 184ZM5 185H3V186H5ZM14 185V184H13ZM24 185V184H23ZM26 186H27V183L25 184ZM60 185V186H59ZM66 185H68L67 183H66ZM78 184H77V186H79ZM107 184H105V186H106ZM128 185V184H127ZM126 185V186H127ZM160 185V184H159ZM188 185H190V186H188ZM193 185V184H192ZM196 185V184H195ZM194 185V186H195ZM213 185V184H212ZM261 185H263V184H261ZM9 186V185H8ZM7 186V187H8ZM17 186H18V184H17ZM34 186V185H33ZM44 186V185H43ZM54 186H58V189H59V187L61 188L62 187V184H60V183H58V182H56L55 181V179H54V181L53 182H48V184H45V189H48L47 191H45V193H47V194H44V195H41V193H40V195H41V197H40V195H36V196H39V198H41V202H39V198H38V201H36L34 198L32 199L31 197V199H32V201L33 200H35L36 201V205H37V202H39V203H41V209H40V212L42 213V214H44V215H47V217H48V223L46 222V220H45V222L47 223V226H45L46 228L44 229V228H42V229H39V230H43L44 229V231H46L47 233H49V234H51L53 231H52V227L50 228L49 226H52L51 225V221L53 220V222L54 223H56V224H59V223H61V220H63V215H66V212H69V215L67 214V216H66V222H65V224L64 223H62V224H64V229L62 228H60V229H58L57 228V231H56V233L54 234L56 237L55 238H57V239H55V240H53L52 238H50V236L48 237V239L46 240V242L48 243V244H45V245H39L40 244V241H37L36 239V241H37V244H36V246H34V248H33V251L31 250V252L29 253V256H28V254L25 252V253H23V251H22V253H20V255H18V254H15V255H17V256H15L13 253L14 252H12V248L11 247H9L13 242H10V239H12V238H10V237H8L7 239L5 238V239H3L2 240V242L0 243V264H20V262H21V264H27V263H29V264H93L94 262L92 261V258L94 259L95 257H97L98 256V258H100L101 256H102V254L104 253V251H106V250H104V249H106V247L108 248V246H107V244L109 245V243H114L115 242V238H116V232H117V234H118V232H119V230H118V228L117 227H119V224H118V221H117V218H118V216H120L121 214V219H126L125 218V214H123V212L125 211V209L127 208V207H125L124 205H123V201L121 200V199H119V198H117V200L116 201H114V203H112L110 206H108V204H106V205H104V206H108V207H106V208H103V207H101V206H99V207H95V205L93 204V203H91V201L88 203V205L86 206V207H82L81 206V200H80V196L82 197V196H85V194L86 193H84L83 192V194L81 193V190L80 189H76L75 187L74 188H71L69 185V187H70V190L69 191H71V193H69V195L66 193V194H63L65 191L63 190H58V189H54V188H56V187H54ZM143 186V185H142ZM141 186V187H142ZM226 186V185H225ZM240 186V187H241ZM6 187V188H7ZM15 187H16V185H15ZM22 187V186H21ZM39 187V186H38ZM110 187V186H109ZM109 187H108V189H109ZM120 187V186H119ZM118 187V188H119ZM124 187V189H125V191H126V187L125 186H123ZM138 187V186H137ZM141 187H139V188H141ZM207 187V186H206ZM3 188V187H2ZM18 188V187H17ZM26 188V187H25ZM42 188V187H41ZM78 188H82V186L81 187H78ZM90 188V187H89ZM95 188V187H94ZM115 189V186H114V189H115V191H118V192H122L123 191V189L121 190L120 188L119 189ZM134 188V187H133ZM143 188H148V187H143ZM10 189H12V188H10ZM16 189V188H15ZM14 189V190H15ZM36 189V188H35ZM92 189V188H91ZM111 189H112V187H111ZM142 189V188H141ZM181 189V188H180ZM179 189V190H180ZM213 189V188H212ZM261 189V188H260ZM262 189H264V188H262ZM4 190H5V188H4ZM3 190V191H4ZM21 191H22V188L20 189ZM32 190H33V187H32ZM40 190H42V189H40ZM57 190H58V193H57ZM85 190V189H84ZM87 190V189H86ZM89 190V189H88ZM87 190V191H88ZM198 190H200V191H198ZM231 190V189H230ZM6 191V190H5ZM10 191V190H9ZM9 191H6V192H9ZM12 191V190H11ZM16 191V190H15ZM35 191V190H34ZM44 191V190H43ZM60 191V192H59ZM83 191V190H82ZM92 191H93V189H92ZM95 191V190H94ZM103 191V190H102ZM109 191V190H108ZM114 191V190H113ZM177 191V192H176ZM18 192V191H17ZM28 193V189H27V191H25V193ZM32 192V191H31ZM37 192V191H36ZM41 192V191H40ZM100 192V191H99ZM156 192V191H155ZM160 192V193H161ZM237 192V191H236ZM259 192V191H258ZM257 192V193H258ZM20 193V192H19ZM23 193V192H22ZM24 193V194H25ZM26 193V194H27ZM35 193V192H34ZM109 193H111V195H113L112 194V192H109ZM146 193V192H145ZM11 194H13V192L11 193ZM10 194V195H11ZM43 194V193H42ZM87 194H88V192H87ZM92 194H95V193H92ZM123 194V193H122ZM130 194V193H129ZM148 194V193H147ZM146 194V195H147ZM154 194V193H153ZM191 194V195H190ZM216 194V193H215ZM7 195V194H6ZM18 195V194H17ZM20 195V194H19ZM103 195V194H102ZM101 195V196H102ZM108 195V194H107ZM116 195V194H115ZM128 195V194H127ZM244 195V196H243ZM261 195V194H260ZM264 195V194H263ZM22 196V195H21ZM24 196V195H23ZM33 196V195H32ZM91 196V195H90ZM99 196V195H98ZM120 197H121V195H119ZM131 196H132V194H131ZM240 198H239V197ZM255 196H258V195H255ZM254 196V197H255ZM25 197H26V195H25ZM89 197V196H88ZM113 197V196H112ZM111 197V198H112ZM129 197H130V195H129ZM150 197V196H149ZM164 197V198H165ZM206 198H207V196H205ZM238 197V198H237ZM22 198V197H21ZM20 198V199H21ZM27 198V197H26ZM29 198V199H30ZM83 198V197H82ZM99 198H100V196H99ZM153 198L154 197H152L151 199H149L150 200V202L153 200ZM159 198V197H158ZM208 198H209V196H208ZM237 198V199H236ZM255 198H257V197H255ZM254 198V199H255ZM261 198V197H260ZM23 199V198H22ZM116 199V198H115ZM123 199H125V198H123ZM127 199V198H126ZM133 199H134V197H133ZM7 200V199H6ZM12 200V199H11ZM14 200V199H13ZM16 200V199H15ZM92 200V199H91ZM241 200H240V202H241ZM257 200V199H256ZM258 200H259V197H258ZM99 201V200H98ZM112 201V200H111ZM127 201V200H126ZM156 201H158V200H156ZM210 201V200H209ZM213 201H215L214 200V198H213ZM235 201V202H236ZM251 201H253V200H251ZM24 202H25V199H24ZM29 202V201H28ZM85 202H86V200H85ZM131 201L129 200V203H130ZM153 202H154V200H153ZM152 202V203H153ZM212 202V201H211ZM234 202V203H235ZM257 202V201H256ZM263 202V201H262ZM261 202V203H262ZM6 203V202H5ZM26 203V202H25ZM34 203V202H33ZM101 203H103V202H101L100 201V204ZM148 203H149V201H148ZM157 203V204H156ZM213 203V202H212ZM233 203V204H234ZM0 204H3L2 202L0 203ZM29 204H31V203H29ZM98 204H99V202H98ZM155 209H154V211H156V212H158V210H159V207H161V209H162V206H160V204H158V202H155ZM232 204V210L234 211V209L236 208L234 205ZM258 204V203H257ZM83 205H86V204H84L83 203ZM102 205V204H101ZM164 205V204H163ZM238 205V204H237ZM19 206H20V204H19ZM26 206V205H25ZM31 207H32V205H30ZM141 206V205H140ZM254 206V205H253ZM136 207V206H135ZM150 208H151V210L153 209V205H151V206H149ZM209 207V208H208ZM238 207H239V205H238ZM259 207H261L260 205H259ZM10 208V207H9ZM16 208V207H15ZM20 208H22V207H20ZM25 208V207H24ZM22 209V210H24L25 211V209ZM37 208H38V206H37ZM40 208V207H39ZM132 208V207H131ZM143 208H145V207H143ZM211 208H213V209H216V208H214L213 206L211 207ZM255 208V207H254ZM253 208V209H254ZM19 209V208H18ZM34 209H35V207H34ZM133 209V208H132ZM149 209V208H148ZM160 209V210H161ZM238 209V208H237ZM11 210V209H10ZM15 210V209H14ZM20 210V209H19ZM128 210V209H127ZM145 210H147V209H145ZM150 210V212L152 213V211ZM159 210V211H160ZM165 209H163V211H164ZM167 210V209H166ZM260 210V209H259ZM1 211V210H0ZM168 211V210H167ZM229 211H231V210H229ZM248 211V210H247ZM5 212V211H4ZM3 212V213H4ZM13 212V211H12ZM30 212V211H29ZM35 212V211H34ZM128 212V211H127ZM155 212V213H156ZM168 212H170V211H168ZM215 212V211H214ZM227 212V211H226ZM254 212H255V210H254ZM0 213H2V211L0 212ZM16 213V212H15ZM25 213H27V212H25ZM36 213L39 215V210H37L36 209ZM129 213V212H128ZM165 213H166V211H165ZM172 213V212H171ZM244 213V212H243ZM242 213V214H243ZM246 213V212H245ZM37 214H33L31 217H29V218H25L26 220L24 221V224L21 226V225H17V226H15L14 225V227H13V231H14V233H17V232H19V228H21L24 232L23 233H28L29 231H32L33 229V226H32V220H30V219H38L37 217H39ZM141 214V213H140ZM154 214V213H153ZM169 214V213H168ZM204 214H205V216H204ZM30 215V214H29ZM157 214H155V216H156ZM216 215V214H215ZM225 215V214H224ZM232 215V214H231ZM256 215H258L257 213H256ZM137 216V215H136ZM146 216V215H145ZM233 216V215H232ZM237 216H239V214L237 215ZM14 217V216H13ZM18 217H20V216H18ZM128 217V216H127ZM148 217H151V216H148ZM147 217V218H148ZM234 217H236V216H234ZM243 217V216H242ZM2 218V217H1ZM22 218H24V216L22 217ZM139 218V217H138ZM165 218V217H164ZM163 217H159V218H157V219H160L161 221H164L165 223H167V222H170V221H172V220H170L169 221V219L170 218H168V216L164 219ZM16 219V218H15ZM42 219V218H41ZM154 219H155V217H154ZM156 219V220H157ZM205 219V220H204ZM14 220V219H13ZM128 220V219H127ZM144 220V219H143ZM15 221V220H14ZM17 221V220H16ZM56 221H58V222H56ZM133 221H135L134 219H133ZM140 221H141V219H140ZM158 221V220H157ZM207 221H209V219L208 220H206V222ZM210 221H212V220H210ZM126 222V221H125ZM144 222V221H143ZM176 222V221H175ZM179 222H178V224H179ZM185 222H188V223H193V224H196L195 226H193V225H190V224H184ZM203 222H200V223H203ZM205 222V223H206ZM138 223H139V221H138ZM163 223V222H162ZM172 223H173V221H172ZM235 223V222H234ZM5 222H3L2 224L0 223V229H2V233H5L6 231H7V224H5ZM35 224V223H34ZM125 224V223H124ZM132 224V223H131ZM143 224V223H142ZM155 224H157V222L155 223ZM159 224H161V223H159ZM218 224V223H217ZM221 224V223H220ZM126 225V224H125ZM152 225V224H151ZM168 225V224H167ZM174 225V224H173ZM204 225H206V224H204ZM241 225V224H240ZM43 226V225H42ZM148 226V225H147ZM159 226V225H158ZM163 227L164 226H166V225H162ZM168 226H171V225H168ZM12 227V226H11ZM58 227V226H57ZM132 227V226H131ZM179 227V226H178ZM10 228V227H9ZM127 228V227H126ZM125 228V229H126ZM172 229H175L174 228V226L173 227H171ZM255 228V227H254ZM143 229V228H142ZM149 229V228H148ZM201 229H204L205 231H207V232H205V233H202L203 234V236H202V234H200V230ZM217 229V228H216ZM10 230H12V229H10ZM145 230V229H144ZM151 230H152V227H151ZM150 230V231H151ZM178 230V229H177ZM180 230V231H181ZM159 231V232H158ZM163 231V230H162ZM165 231H167L166 229H165ZM200 231V232H199ZM253 231V230H252ZM34 232V231H33ZM39 232V231H38ZM138 232V231H137ZM152 232V231H151ZM172 232V231H171ZM248 232V231H247ZM12 233V232H11ZM14 233H12V234H14ZM47 233H46V235H47ZM54 233V232H53ZM175 233H176V231H175ZM174 233V234H175ZM11 234V235H12ZM44 234V233H43ZM115 234V235H114ZM120 234V233H119ZM150 234V233H149ZM188 234L190 235V234H192V236L194 235V234H197L199 237H192V238H188ZM10 235V236H11ZM19 236H20V233L18 234ZM18 235H16V236H18ZM33 235H34V233H33ZM141 235V234H140ZM140 235H139V237H140ZM252 235V234H251ZM1 236V235H0ZM22 236V235H21ZM36 236V235H35ZM38 236V238H39V235H37ZM45 236V235H44ZM111 236H114V237H111ZM123 236V235H122ZM126 236H128V235H126ZM136 236V235H135ZM168 236V237H167ZM5 237V236H4ZM110 237V238H109ZM211 237L213 238V236L211 235ZM210 237V238H211ZM251 237H253V235L251 236ZM19 238V237H18ZM32 238V237H31ZM36 238V237H35ZM123 238H125V237H123ZM133 238V237H132ZM197 238V239H196ZM211 238V239H212ZM225 238V237H224ZM46 239V238H45ZM50 239H52L53 240V242H51L50 243ZM147 239V238H146ZM214 239V238H213ZM220 240L222 239L221 237L219 238ZM13 240V239H12ZM18 240V239H17ZM25 240H27V239H25ZM219 240V241H220ZM29 241V240H28ZM43 241V240H42ZM129 241V240H128ZM149 241H151V243L149 242ZM216 241V240H215ZM218 241V242H219ZM10 242V243H9ZM17 242V241H16ZM20 242H21V240H20ZM46 242H44V243H46ZM119 242V241H118ZM122 242V241H121ZM123 242H127V241H123ZM195 242V243H196ZM18 243H19V241H18ZM215 243V242H214ZM25 244V243H24ZM77 244H80V246L78 247L77 246ZM116 244V243H115ZM115 244H113V247H112V251L114 250L113 248H114V246H115ZM141 244V243H140ZM143 245H145V244H143ZM218 245V244H217ZM20 246V245H19ZM18 246V247H19ZM30 245H28V246H26V247H29ZM139 246V245H138ZM21 247V246H20ZM23 247H25V246H23ZM25 247V248H26ZM111 247V246H110ZM116 247H118V246H116ZM120 247V246H119ZM140 247V246H139ZM144 247V246H143ZM30 248V247H29ZM123 248V247H122ZM12 249V250H11ZM109 249V248H108ZM119 249V248H118ZM117 249V250H118ZM196 249H199V248H196ZM120 250V249H119ZM124 250V249H123ZM145 251V252H144ZM205 251V252H206ZM114 252V251H113ZM122 252H124V251H122ZM128 252V251H127ZM128 252V253H129ZM109 253V252H108ZM107 254V253H106ZM183 254V255H182ZM105 255V254H104ZM117 255H119V253L117 254ZM121 255H123V254H121ZM128 255V254H127ZM202 255V256H201ZM206 255V254H205ZM19 257V258H18ZM28 257V258H27ZM113 257V256H112ZM195 257H197L196 259H195ZM205 257V256H204ZM16 258H18V259H16ZM104 258V257H103ZM106 258H108V257H106ZM115 258V257H114ZM113 258V259H114ZM128 258V257H127ZM165 258H167L168 259V261L166 262V260H165ZM187 258V259H186ZM28 259V260H27ZM122 259H123V257H122ZM132 259V258H131ZM135 260V259H134ZM133 260V261H134ZM147 260V259H146ZM203 260V259H202ZM16 261H18V262H16ZM144 261V260H143ZM118 262V261H117ZM132 262V261H131ZM129 260H128V263H131ZM103 263V262H102ZM108 263H110V262H108ZM114 263V262H113ZM196 263V262H195ZM195 263H193V264H195ZM112 264V263H111ZM118 264H120V262H118ZM121 264H123V263H121Z\"/></svg>",
	"mask_w": 264,
	"mask_h": 264
}]
</instances>
